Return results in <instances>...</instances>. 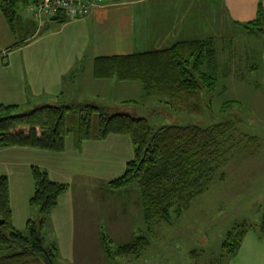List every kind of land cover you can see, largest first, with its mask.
I'll return each instance as SVG.
<instances>
[{
  "label": "trees",
  "instance_id": "obj_1",
  "mask_svg": "<svg viewBox=\"0 0 264 264\" xmlns=\"http://www.w3.org/2000/svg\"><path fill=\"white\" fill-rule=\"evenodd\" d=\"M127 1V0H116ZM30 0H0V13L10 24L20 5ZM57 15L50 20L63 21ZM247 33L263 32L264 14L258 5L256 17L241 24ZM214 44L210 40L176 43L171 47L125 56L99 57L93 61L95 79L138 82L146 96H155L159 104L173 113L200 117L201 91L215 90L216 78L205 70L213 67ZM204 68V69H203ZM234 123L226 120L210 126L167 124L156 129L144 117L127 112H111L93 104L40 105L19 113L17 107L0 105V147H23L60 153L71 135L76 148L86 141H103L109 136H126L132 146V158L122 174L106 183L111 190L136 185L142 218L145 222L170 223L179 217L191 200L201 194L225 161L224 155L237 145ZM242 139L247 138L243 135ZM33 192L28 205L38 220L28 219L23 230L11 225L7 177L0 175V264H55V245L45 243L43 229L67 185L51 181L45 170L30 167ZM223 177V172L220 178ZM264 228V213L257 227ZM254 229L236 226L221 243L225 257L238 250L244 234ZM109 240L100 236L104 255L138 258L148 246L145 235L111 251Z\"/></svg>",
  "mask_w": 264,
  "mask_h": 264
},
{
  "label": "crops",
  "instance_id": "obj_2",
  "mask_svg": "<svg viewBox=\"0 0 264 264\" xmlns=\"http://www.w3.org/2000/svg\"><path fill=\"white\" fill-rule=\"evenodd\" d=\"M27 5L17 7L10 24L0 13V105L16 106L17 111L66 100L71 105L92 104L84 92L115 80L93 77L95 58L159 51L200 40H210L214 46L231 43L241 24L256 17L258 5L264 14V0H101L83 17L47 20L37 30ZM131 156L126 136L86 141L79 148L73 138L68 143L65 139L60 153L0 147V175L7 177L11 225L23 230L28 219L38 220V212L28 205L33 192L30 167L45 170L51 181L67 185L45 226L54 230L51 242L61 258L69 259L72 240L66 230L73 225L69 186L74 180L106 184L122 174ZM226 264H264V228L260 235L246 232Z\"/></svg>",
  "mask_w": 264,
  "mask_h": 264
},
{
  "label": "rangeland",
  "instance_id": "obj_3",
  "mask_svg": "<svg viewBox=\"0 0 264 264\" xmlns=\"http://www.w3.org/2000/svg\"><path fill=\"white\" fill-rule=\"evenodd\" d=\"M235 33L231 43L214 46L213 67L204 66L217 82L214 91H201L200 117L171 112L155 96H146L138 82L114 80L113 85L102 83L84 92L93 105L144 117L154 129L167 124L205 127L231 120L238 143L224 155L225 161L203 192L169 224L143 220L134 184L111 190L97 180L71 181L73 225L66 230L71 235V255L62 259L58 250L55 264H226L230 258L221 250L225 234L243 223L254 227L248 231H257L264 213V29L247 33L239 27ZM71 138L67 136L66 142ZM71 223L66 220L70 227ZM49 226L43 229L45 243L55 241ZM101 235L109 240L111 251L137 235H145L148 246L138 258H107Z\"/></svg>",
  "mask_w": 264,
  "mask_h": 264
},
{
  "label": "built area",
  "instance_id": "obj_4",
  "mask_svg": "<svg viewBox=\"0 0 264 264\" xmlns=\"http://www.w3.org/2000/svg\"><path fill=\"white\" fill-rule=\"evenodd\" d=\"M101 0H30L27 5L32 14L37 30L43 23L57 15L67 19H77L89 13V11Z\"/></svg>",
  "mask_w": 264,
  "mask_h": 264
},
{
  "label": "water",
  "instance_id": "obj_5",
  "mask_svg": "<svg viewBox=\"0 0 264 264\" xmlns=\"http://www.w3.org/2000/svg\"><path fill=\"white\" fill-rule=\"evenodd\" d=\"M2 224V220H0V225Z\"/></svg>",
  "mask_w": 264,
  "mask_h": 264
}]
</instances>
